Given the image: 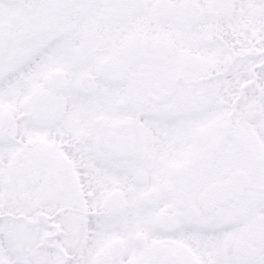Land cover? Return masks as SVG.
<instances>
[{"label": "snow or ice", "instance_id": "obj_1", "mask_svg": "<svg viewBox=\"0 0 264 264\" xmlns=\"http://www.w3.org/2000/svg\"><path fill=\"white\" fill-rule=\"evenodd\" d=\"M0 264H264V0H0Z\"/></svg>", "mask_w": 264, "mask_h": 264}]
</instances>
